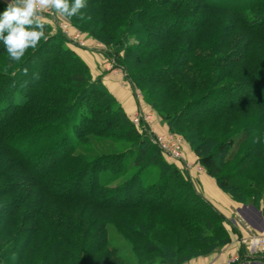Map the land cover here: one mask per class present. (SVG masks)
Here are the masks:
<instances>
[{
  "label": "trees",
  "instance_id": "obj_1",
  "mask_svg": "<svg viewBox=\"0 0 264 264\" xmlns=\"http://www.w3.org/2000/svg\"><path fill=\"white\" fill-rule=\"evenodd\" d=\"M6 6L0 3V12ZM262 6L264 0H87L77 16H64L113 51L257 228H264V56L251 46L222 51L232 31L221 34L209 11H231L237 26L264 36ZM44 32L21 61L0 43V264H127L109 230L128 241L134 264H182L227 242L225 217L177 167L184 186L176 195L166 193L167 175L151 186L137 179L160 163L161 150L148 139L121 153L79 152L91 136L118 141L108 134L116 127L136 142L135 126L46 23ZM130 153L125 168L114 164ZM129 166L138 167L136 176L105 188Z\"/></svg>",
  "mask_w": 264,
  "mask_h": 264
},
{
  "label": "rangeland",
  "instance_id": "obj_2",
  "mask_svg": "<svg viewBox=\"0 0 264 264\" xmlns=\"http://www.w3.org/2000/svg\"><path fill=\"white\" fill-rule=\"evenodd\" d=\"M0 3H4L7 5L9 3V0H0ZM50 10H52V9H50ZM257 10L264 11V6L258 8ZM209 13H210V16L212 17L213 23L218 24V26H219L218 28H220L219 32L221 34L225 32L224 30L230 29L232 31V34L229 36V38H227L228 44H226V47H224V49L222 51H225L226 53L230 54L233 52V50L235 48H238L240 46H242L244 48L251 46L252 49L258 54L257 55L258 57L264 56V36L263 35L252 36V33H250L249 31H247L245 29H242L239 26H237L236 21L234 20V15L231 11L214 10L213 12L209 11ZM62 17L64 19H66L64 16H62ZM68 23L70 24V26L75 31H78L81 34L83 41H84V46L80 47V46H77L76 44L71 43L70 40H68L66 38V36L59 30L57 25H54L55 27H52L48 23H47V25L50 27V32L53 34H56V36L60 40L59 42L63 46L71 49L74 52L78 51V50H82V51L87 52V53H84V55H83L84 58L81 57L76 52H75V54L86 65L89 81L94 82V81L99 80V82H102L104 84L103 80H104V76L106 74L110 75L111 77H115L117 79L118 85L121 86L122 88H124L125 90H127L128 92L130 91L132 96L134 98H136V100H138L139 103L141 104V106L137 107L135 112H133L132 114L130 113L129 116L126 114L129 118V120L131 121V123L135 126L136 132H135V134H133V137L135 138L136 142H133L132 139H128L127 137L125 138L126 135L123 133V129H121V128L119 129L118 127H116L112 131L108 132V134H112V136L118 137L119 138L118 141L117 140L114 141L115 140L114 137H113L114 140H112V139H106V138L91 136L90 137L91 142L89 144H87L86 148L83 146L80 147L79 152L86 154V157L88 158V156L90 157L94 153H121L123 151H127L129 149L136 148L137 143H138V145L142 144V146L144 147L145 146L144 142H146V139H148V141L150 143H153V144H154V140L156 141L158 139L160 141V143L166 145L167 147H170L171 143L178 142L180 145V147L178 149V151L180 152V156L170 157L161 151V153H159V156L157 157V160L162 165L160 163L157 164V163L152 161L150 163V165H148V168L146 170H144L140 174L138 173L137 179L141 180L142 183L144 184V186H149V185L151 186V185L158 184V183L162 182V180L167 175L169 183L167 186L166 193L171 194V195H176L178 191L181 192L184 185L182 184V182L175 179L177 177H174V173H173L174 167H177L180 170L183 178H186L187 175L185 173L184 168H179V164L182 163V160H186L187 162H188V160L191 161L192 164L196 165L194 167H196L197 169L203 168L198 163L197 156L191 150L190 146L186 143L183 136L181 135L182 129L180 128V129H177L175 131L174 128H172L168 125L167 122H165L164 120H161V118L159 117L156 110H154L151 107L150 103H148V101L144 98L143 90L135 84L136 82L134 81L132 74L129 72V70H127L125 67H123L124 65H122V63H120L115 58V56L113 55V51L111 49L106 47L100 41L95 40L92 37H90L89 35H87L86 33L78 30L69 21H68ZM213 30L215 31V29H213ZM85 55H86V57H85ZM149 89L152 91L158 90L157 88L156 89L155 88H149ZM153 98L155 99V101L157 100L159 107L163 106V105H161L160 97L159 96L157 97L156 93H155V97H153ZM153 98H152V100H154ZM116 102L121 106V104L117 100H116ZM122 109H123V107H122ZM168 110L171 111V109H168ZM162 112L165 114L167 112V109L166 110L162 109ZM134 114H141V117L143 120L146 121V124L142 125L141 122L140 123H134L132 121ZM86 151L90 152V153H84ZM150 151H152V148L147 149V154ZM133 156H134L133 153H130V155L129 154L126 155L124 157V159L122 161H120L119 163L117 161H114V164H116V165L118 164L117 166H119L120 169L125 168L130 163ZM182 166H184V164ZM128 168H129L128 171H126V173H124L123 176L119 177L116 181H114L113 183H111L109 186H107L105 188L112 187V186L120 183L124 179L131 177L132 175H135V176L137 175L138 167L129 166ZM108 172H110V171H108ZM117 176H119V175H117ZM179 184H180V186H179ZM191 184L194 187L195 184L193 182H191ZM134 190H136V188ZM196 192L198 193V191H196ZM225 194H227V193H225ZM193 196L195 198V195H193ZM208 203L212 208V209L210 208L211 211L214 212V210H215L216 212H218L219 214H221L222 216L225 217L224 219L226 222H224L223 224H224L225 230L227 232L228 241L225 242L219 248H215L213 251H211L207 254H200L198 256L192 257L182 264H194L197 261H199L205 257L220 253L221 250H223V248H225V246L230 244L231 236L233 235V233L235 234V231H237L239 228H246L247 230H249L248 229L249 226L246 225L247 222L243 219V217L238 215L240 212H241V214H243V213L248 214L249 209H246L247 206L239 203L242 206L238 210L239 212L237 213V210H233V213H231L230 216H227L222 211H220L217 207H215L212 203H210L209 201H208ZM80 205H81V203H79L77 206L79 207ZM191 206L194 207L195 205L193 204ZM109 231L111 233V239H110L111 242L110 243L117 247L118 255L127 264H134L135 256L130 251V245L128 244V241L126 239H124L123 237H121L120 235L118 236L117 233L114 232L113 230H109ZM252 234H254V233H252ZM249 235H251V233L248 234L247 236H249ZM151 237H153L155 239V237L153 235H151ZM158 240L161 241V238L160 239L158 238ZM202 250H200V251H202ZM224 251L226 252V249L223 250L221 252V254H223ZM259 254H262V253H259ZM97 256H99V258L105 257L104 253H99ZM226 256L227 257H225V260L220 264H264L263 262L262 263H259V262L249 263V261L247 262V260L245 258L249 259V257L251 255L248 252L247 246L245 244H241V243H240L239 251L236 250L234 253H231V252L229 254L227 253ZM149 258L150 257H148L146 259H149ZM235 258H236V260H234ZM155 259L158 260L159 257L155 256ZM143 260H145V259H143ZM89 264H91V263L89 262Z\"/></svg>",
  "mask_w": 264,
  "mask_h": 264
},
{
  "label": "clouds",
  "instance_id": "obj_3",
  "mask_svg": "<svg viewBox=\"0 0 264 264\" xmlns=\"http://www.w3.org/2000/svg\"><path fill=\"white\" fill-rule=\"evenodd\" d=\"M87 0H9L0 12V43L12 61H21L45 37L41 14L52 9L67 18L77 16Z\"/></svg>",
  "mask_w": 264,
  "mask_h": 264
},
{
  "label": "crops",
  "instance_id": "obj_4",
  "mask_svg": "<svg viewBox=\"0 0 264 264\" xmlns=\"http://www.w3.org/2000/svg\"><path fill=\"white\" fill-rule=\"evenodd\" d=\"M75 52L83 58L84 53H87L82 50H78ZM103 82L107 89L110 91V93L113 95V97L121 104V106L125 110L124 112L128 116L130 113L132 114L133 112H135L137 107L141 106L139 101L132 96L130 91L128 92L127 90L118 85L117 79L115 77H111L110 75L106 74L104 76ZM183 164L184 166H182ZM194 166L196 165L192 164L189 160L188 162L186 160H182V163L179 164V168H184L189 180L195 184L194 187L195 190L198 191V194L201 195L207 202L209 201L210 203H212L215 207H217L227 216H230V214L233 213V210H237L238 213V210L242 207L241 204L233 201L227 194L221 191L217 186L215 180L209 175H207L203 168L197 169ZM238 215L243 217L241 212ZM246 225L249 226V230H247L246 228H239L237 231H235V234L233 233V235L231 236L230 244L223 248V250L226 249V252L224 251L223 254H221V252L223 251L221 250L220 253L205 257L194 264H220L225 260V257H227V253H234L236 250L239 251V240L241 239V237H247V235L250 233H264V228L253 227L249 223H247ZM250 257L249 259L245 258L247 262L249 261V263H264V253Z\"/></svg>",
  "mask_w": 264,
  "mask_h": 264
},
{
  "label": "built area",
  "instance_id": "obj_5",
  "mask_svg": "<svg viewBox=\"0 0 264 264\" xmlns=\"http://www.w3.org/2000/svg\"><path fill=\"white\" fill-rule=\"evenodd\" d=\"M41 19L45 21V23L50 24L52 27L57 25L59 30L66 36L71 43L76 44L77 46H84V41L81 34L78 31H75L68 21L64 19L61 15L54 12L53 10H46L41 14ZM132 121L134 123H142V125L146 124V121L142 119L141 114H134ZM154 144H156L160 150L170 157H178L180 156V152L178 151L180 145L178 142L171 143L170 147L160 143L157 139L154 140ZM241 244H245L248 248V252L251 256L258 255L259 253H264V233H255L251 234L247 237H241L239 240ZM236 260V258L234 259Z\"/></svg>",
  "mask_w": 264,
  "mask_h": 264
}]
</instances>
